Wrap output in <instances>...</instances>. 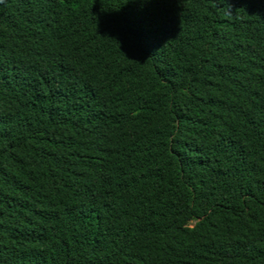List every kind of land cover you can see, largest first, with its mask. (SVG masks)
Here are the masks:
<instances>
[{"label": "trees", "instance_id": "16d2710c", "mask_svg": "<svg viewBox=\"0 0 264 264\" xmlns=\"http://www.w3.org/2000/svg\"><path fill=\"white\" fill-rule=\"evenodd\" d=\"M0 264H264V0H0Z\"/></svg>", "mask_w": 264, "mask_h": 264}]
</instances>
